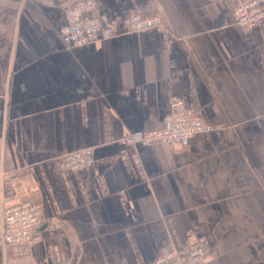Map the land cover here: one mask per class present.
<instances>
[{
  "label": "crops",
  "instance_id": "crops-1",
  "mask_svg": "<svg viewBox=\"0 0 264 264\" xmlns=\"http://www.w3.org/2000/svg\"><path fill=\"white\" fill-rule=\"evenodd\" d=\"M79 0H0V264H152L203 248L205 264H264V22L242 0H96L165 29L80 47L60 37ZM184 101L208 131L183 144L123 141L169 125ZM93 148L78 171L57 158ZM43 207L42 239L6 246L3 210Z\"/></svg>",
  "mask_w": 264,
  "mask_h": 264
},
{
  "label": "built area",
  "instance_id": "built-area-1",
  "mask_svg": "<svg viewBox=\"0 0 264 264\" xmlns=\"http://www.w3.org/2000/svg\"><path fill=\"white\" fill-rule=\"evenodd\" d=\"M233 25L239 29H254L264 22V0H242L233 11ZM67 25L60 30V37L68 47H80L112 38L123 33H140L165 29L160 15H145L131 11L122 21L123 31L116 19L98 14L96 0H79L65 11ZM168 127L163 130L129 136L123 142L128 146L154 144L176 145L186 143L199 133L208 131L203 119L184 101H175L171 114L166 118ZM61 168L78 171L94 162L93 148L77 151L57 158ZM4 172L0 169V177ZM43 207L40 204L21 203L3 210L2 241L6 246H34L42 239ZM207 256L203 248L193 245L174 249L159 257L152 264H205Z\"/></svg>",
  "mask_w": 264,
  "mask_h": 264
}]
</instances>
